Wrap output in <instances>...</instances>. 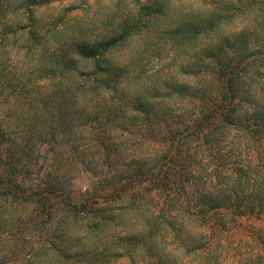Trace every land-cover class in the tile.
<instances>
[{"label": "trees", "instance_id": "obj_1", "mask_svg": "<svg viewBox=\"0 0 264 264\" xmlns=\"http://www.w3.org/2000/svg\"><path fill=\"white\" fill-rule=\"evenodd\" d=\"M66 1L0 0V264H264V0Z\"/></svg>", "mask_w": 264, "mask_h": 264}, {"label": "rangeland", "instance_id": "obj_2", "mask_svg": "<svg viewBox=\"0 0 264 264\" xmlns=\"http://www.w3.org/2000/svg\"><path fill=\"white\" fill-rule=\"evenodd\" d=\"M87 1L88 2H86V0H74L71 3L66 1L64 3L59 4L57 6V10L59 13H62L64 9H66L68 7H72L73 12L83 11L85 13L84 18L86 20H89L90 23L93 22L90 20H95V21H97V24H100V26L102 25V21H105L104 17H106L110 12H112V11L116 12V10H117V8H116L117 7L116 6L117 0H87ZM133 1L134 0H122L123 7H125V9H126L125 14H127V12H129L128 10H131L132 8L134 9V2ZM190 1L195 2V0H170V3L171 4H177V5H178V3H182V4L186 5ZM54 7H51V9ZM43 10H44L43 8L40 9L39 13L44 12ZM72 10H71V12H72ZM50 14H47L46 16H50ZM12 15H13V10L10 11L9 16L12 17ZM52 15H54V13ZM120 19H122V17ZM97 27H98V25H97ZM101 28H103V26H101ZM11 39H12V37H11ZM11 44H12L11 42L6 44V48H8L9 52H11L10 59H7V61H3L2 60L3 58H0V65H2V66L8 65V67H11V66L16 67L17 66L18 69H20V68L25 69L29 63V60L26 59L24 56L25 54H24V50H23V48H24L23 43H20L18 46H13V44L12 45ZM162 46L166 50L168 49V45L164 41H163ZM14 60H16V63H17L16 66H13ZM152 65L155 69H161L163 66V62L160 63L158 61H155ZM120 134H122V132H119V135ZM246 159L247 158L242 157L241 162L244 163V161H246ZM82 165L79 164V166H77L78 168L76 170H73V172H72V176L74 177V179H73L74 180V186L73 187L77 188V189L85 188L87 186V184L90 183L91 173L89 171H85L84 169H82V168H84V166H82ZM0 226H6V225L1 224ZM35 240L38 242L40 239L36 238ZM24 250L25 251L29 250V245H27L24 248Z\"/></svg>", "mask_w": 264, "mask_h": 264}]
</instances>
